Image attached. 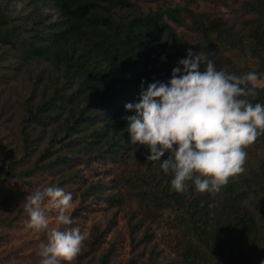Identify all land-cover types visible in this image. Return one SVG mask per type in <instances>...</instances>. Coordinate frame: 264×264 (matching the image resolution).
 <instances>
[{"label": "trees", "instance_id": "16d2710c", "mask_svg": "<svg viewBox=\"0 0 264 264\" xmlns=\"http://www.w3.org/2000/svg\"><path fill=\"white\" fill-rule=\"evenodd\" d=\"M197 3L231 9L235 18L230 23L192 7ZM189 49L207 53L217 70L256 72L262 79L264 0H184L147 11L130 0H0V123L13 124L1 135L18 138L0 167V182L46 171L75 179L80 166L130 164L128 177L108 183L86 184L82 178V197L115 207L119 187L126 186L145 209L135 231L145 218L174 213L188 241L169 264H261L264 135L246 149L243 174L219 192L204 193L191 183L186 192L173 190L161 162L147 160L149 150L130 142L127 117L136 113L125 105L140 102L142 81L144 90L154 82L167 84ZM33 65L44 73L36 74ZM15 71L23 79L29 75V83L34 78L18 117L8 113L9 100L2 97ZM254 89L248 99L264 104V88ZM54 144L61 148L51 157ZM108 260L106 253L98 264Z\"/></svg>", "mask_w": 264, "mask_h": 264}, {"label": "clouds", "instance_id": "9594fccd", "mask_svg": "<svg viewBox=\"0 0 264 264\" xmlns=\"http://www.w3.org/2000/svg\"><path fill=\"white\" fill-rule=\"evenodd\" d=\"M258 79L256 72L217 70L207 53L189 49L167 84L154 82L144 90L142 81L140 102L125 105L136 113L127 117L130 142L149 150L147 160L161 162L176 192H186L190 183L200 193L219 192L244 173L246 149L264 135V104L248 99L255 97ZM45 204L56 212L51 226ZM23 207L26 227L46 231L36 251L38 264H73L89 234L72 226V194L44 186L29 193Z\"/></svg>", "mask_w": 264, "mask_h": 264}, {"label": "rangeland", "instance_id": "374dc122", "mask_svg": "<svg viewBox=\"0 0 264 264\" xmlns=\"http://www.w3.org/2000/svg\"><path fill=\"white\" fill-rule=\"evenodd\" d=\"M138 3L144 11L166 5L182 4L184 0H130ZM192 6L234 20L235 14L231 9H224L216 5H203L200 3ZM178 34L187 40H193V36L187 34L184 28H177ZM35 73H44L42 66L33 65ZM14 80L9 86H5L2 97L9 101L5 104L8 113L16 115L22 110L23 99L28 97L30 84L28 78H21L23 73L15 71ZM264 88V77L255 84ZM4 121V120H3ZM0 123V167L5 168L6 153L17 147L18 138L11 136L6 138L1 135L3 130L13 127L11 122ZM44 146V145H43ZM43 146L37 148L41 151ZM60 145L54 144L51 157L57 153ZM262 154V153H261ZM37 157L34 155L32 160ZM26 162V161H25ZM24 162V163H25ZM78 178H69L53 172H37L30 178L11 179L6 183L0 182V264H38L36 256L38 245L46 241V231L36 232L26 227L28 215L24 211L23 203L26 196L37 188L44 186H58L73 197V208L70 210L74 221L72 226H79L82 231L88 232V238L73 264H98L102 255L109 253L108 264H169L177 258L178 249L188 241L177 223L174 222V213H158L154 218H145L143 224L135 231L137 219L141 218L145 209L138 204L132 192L126 186H121L116 199L120 204L110 207L100 199L82 197L84 186L91 183H107L122 175L128 177L132 171L130 164L127 167H105L102 164H93L88 167L80 166ZM108 193V192H107ZM45 215L50 226L54 223L56 212L44 206ZM148 236V242L142 240ZM63 264V262H61Z\"/></svg>", "mask_w": 264, "mask_h": 264}]
</instances>
